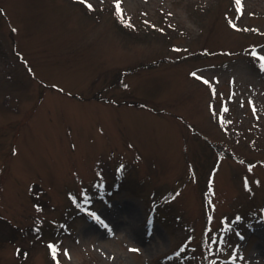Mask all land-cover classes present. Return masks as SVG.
Instances as JSON below:
<instances>
[{
  "label": "rangeland",
  "instance_id": "rangeland-1",
  "mask_svg": "<svg viewBox=\"0 0 264 264\" xmlns=\"http://www.w3.org/2000/svg\"><path fill=\"white\" fill-rule=\"evenodd\" d=\"M262 57L264 0H0V264H264Z\"/></svg>",
  "mask_w": 264,
  "mask_h": 264
},
{
  "label": "snow or ice",
  "instance_id": "snow-or-ice-1",
  "mask_svg": "<svg viewBox=\"0 0 264 264\" xmlns=\"http://www.w3.org/2000/svg\"><path fill=\"white\" fill-rule=\"evenodd\" d=\"M115 3L119 4V0H114ZM237 2H239V0H237ZM85 3H88V0H85ZM89 7H92L91 4H88ZM262 59H264V57H262ZM201 79H203V77H201ZM92 215H96L95 213H92ZM96 219L99 220L100 217L99 216H96Z\"/></svg>",
  "mask_w": 264,
  "mask_h": 264
},
{
  "label": "trees",
  "instance_id": "trees-1",
  "mask_svg": "<svg viewBox=\"0 0 264 264\" xmlns=\"http://www.w3.org/2000/svg\"><path fill=\"white\" fill-rule=\"evenodd\" d=\"M204 255H206V254L204 253L203 256H204ZM206 256H208V255H206Z\"/></svg>",
  "mask_w": 264,
  "mask_h": 264
},
{
  "label": "bare ground",
  "instance_id": "bare-ground-1",
  "mask_svg": "<svg viewBox=\"0 0 264 264\" xmlns=\"http://www.w3.org/2000/svg\"><path fill=\"white\" fill-rule=\"evenodd\" d=\"M139 238V237H138Z\"/></svg>",
  "mask_w": 264,
  "mask_h": 264
}]
</instances>
